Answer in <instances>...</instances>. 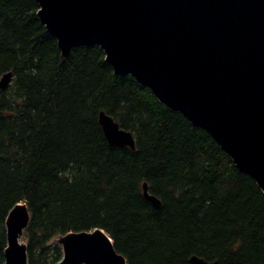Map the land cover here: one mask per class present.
I'll use <instances>...</instances> for the list:
<instances>
[{
    "label": "trees",
    "instance_id": "16d2710c",
    "mask_svg": "<svg viewBox=\"0 0 264 264\" xmlns=\"http://www.w3.org/2000/svg\"><path fill=\"white\" fill-rule=\"evenodd\" d=\"M36 0H0V264L6 219L26 203L29 264H57V239L104 230L127 264H264V192L212 136L118 76L99 46L62 57ZM104 111L135 138L112 148ZM146 183L155 208L143 195Z\"/></svg>",
    "mask_w": 264,
    "mask_h": 264
},
{
    "label": "water",
    "instance_id": "95a60500",
    "mask_svg": "<svg viewBox=\"0 0 264 264\" xmlns=\"http://www.w3.org/2000/svg\"><path fill=\"white\" fill-rule=\"evenodd\" d=\"M62 57L99 46L118 76L131 75L166 107L207 131L264 192V0H36ZM12 72L0 76L6 89ZM112 147L136 149L134 135L104 111ZM155 208L160 200L143 184ZM27 204L6 219L5 264H29L22 241ZM58 264H127L102 229L57 239ZM190 264H217L193 255Z\"/></svg>",
    "mask_w": 264,
    "mask_h": 264
},
{
    "label": "bare ground",
    "instance_id": "6f19581e",
    "mask_svg": "<svg viewBox=\"0 0 264 264\" xmlns=\"http://www.w3.org/2000/svg\"><path fill=\"white\" fill-rule=\"evenodd\" d=\"M4 90V89H3Z\"/></svg>",
    "mask_w": 264,
    "mask_h": 264
}]
</instances>
